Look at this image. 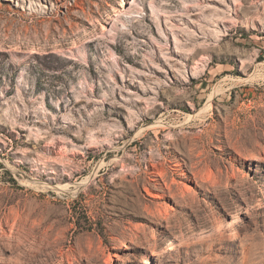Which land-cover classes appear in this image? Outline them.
<instances>
[{
  "label": "rangeland",
  "instance_id": "374dc122",
  "mask_svg": "<svg viewBox=\"0 0 264 264\" xmlns=\"http://www.w3.org/2000/svg\"><path fill=\"white\" fill-rule=\"evenodd\" d=\"M259 110L264 0H0V264H264Z\"/></svg>",
  "mask_w": 264,
  "mask_h": 264
},
{
  "label": "bare ground",
  "instance_id": "6f19581e",
  "mask_svg": "<svg viewBox=\"0 0 264 264\" xmlns=\"http://www.w3.org/2000/svg\"><path fill=\"white\" fill-rule=\"evenodd\" d=\"M213 98L214 96H212L210 100H213ZM219 132L220 133L222 132V128L219 129ZM233 135L237 140L241 141L245 146L253 147L256 151L259 152L261 150V145L259 141L264 137V112L259 110L257 114L245 124V127L242 130L235 131ZM212 141H213V137L209 139V144L212 143ZM221 142H224V141L221 140ZM202 147H204V145H202ZM163 154H164V151H161V157L158 163L159 176L162 179H164L165 177L164 170H165V166L167 163V159L166 157L163 156ZM163 182L164 180L161 181L159 179V185L162 188L161 190L162 193L161 195H159V197L161 198L167 197V190L163 188ZM187 202H188V197H183L181 201L182 206H185ZM209 221L210 220L208 217L205 218L204 221L202 222V225H207ZM215 232L217 231L215 230ZM175 244H176L175 241H172L169 244V250H175L176 249Z\"/></svg>",
  "mask_w": 264,
  "mask_h": 264
}]
</instances>
